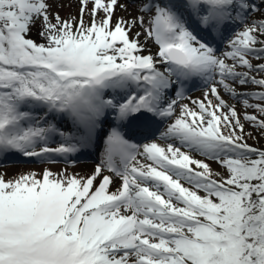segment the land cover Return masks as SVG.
<instances>
[{"label": "snow or ice", "instance_id": "obj_1", "mask_svg": "<svg viewBox=\"0 0 264 264\" xmlns=\"http://www.w3.org/2000/svg\"><path fill=\"white\" fill-rule=\"evenodd\" d=\"M79 3L65 19L51 0H0V159L103 144L90 175L0 174V264H264V149L243 122L264 135V0ZM194 78L207 91L192 107ZM158 118L164 144L122 130Z\"/></svg>", "mask_w": 264, "mask_h": 264}, {"label": "rangeland", "instance_id": "obj_2", "mask_svg": "<svg viewBox=\"0 0 264 264\" xmlns=\"http://www.w3.org/2000/svg\"><path fill=\"white\" fill-rule=\"evenodd\" d=\"M52 2V11L58 12L59 15L65 19H67L69 16H79V9H80V3L79 0H51ZM127 0H121V3H126ZM91 8V4H89V9ZM136 10L135 6L132 4L128 5V11L122 10L120 7H117L115 16L113 17V23H115V20L119 17H124L128 19L131 16H135ZM258 15V14H257ZM103 16V13H100V16L97 17L99 19ZM84 20L86 23H90L92 20L91 15L86 12L84 14ZM39 31V24H37L35 27H33L30 37L35 39L37 42H43L41 37L38 35ZM137 31H142V29L137 25L135 28L132 29L131 35L134 36ZM141 43L145 42V37L142 35L140 37ZM147 49L150 48V50L155 53L158 49V46L155 44L154 41L148 40L146 44ZM227 48L224 49L226 51ZM147 54V51L145 52ZM231 62V61H229ZM256 61L254 60V63ZM238 91H255L257 86L249 84L245 86L244 88H241L239 85H236ZM207 91V86L203 87L202 89L193 92L192 94L188 95L181 103H189L190 106L195 107V105L191 104V100L196 99H204L205 92ZM221 95L224 97L225 100H227L230 104H234L238 111L243 113V105L237 99L230 97L222 88L220 89ZM191 98L189 100L188 98ZM186 101V102H184ZM256 100H250V103H256ZM249 113L253 112V109H247ZM241 119L243 121V115H241ZM245 123V132L251 133L250 136H246L247 143L253 147H256L258 149H264V135H261L249 122L243 121ZM160 137H155L152 140H156L158 143L164 144L168 141L159 140ZM61 141L56 142L54 145H58ZM103 152V151H102ZM101 152V153H102ZM197 158L203 159L201 156H197ZM255 158V157H253ZM212 168L216 171H224L220 167V165L215 161H208ZM89 165V168H85L82 165ZM99 163H96L95 160L93 161H85L80 162L78 165L74 166H67L60 163H48L43 161H33V162H0V174H5L6 179L12 178L14 175L27 173L30 171H34L42 177L43 171L46 168L51 169L54 173H61L63 169L67 168L69 173H78L81 175H90L94 171V167L98 165ZM105 174H108L105 172ZM96 184H99V179L96 181ZM187 186V185H186ZM111 191H114L111 189Z\"/></svg>", "mask_w": 264, "mask_h": 264}, {"label": "bare ground", "instance_id": "obj_3", "mask_svg": "<svg viewBox=\"0 0 264 264\" xmlns=\"http://www.w3.org/2000/svg\"><path fill=\"white\" fill-rule=\"evenodd\" d=\"M147 48V47H146ZM148 49H150V48H148ZM184 102H186V101H184ZM99 143L100 142H97V147H99ZM143 143H145V142H143ZM95 145V144H94ZM83 167H85V168H89L90 166L89 165H82ZM119 186V181L117 180V181H115L111 186H110V190L112 189V190H114L115 191V189L117 188Z\"/></svg>", "mask_w": 264, "mask_h": 264}]
</instances>
